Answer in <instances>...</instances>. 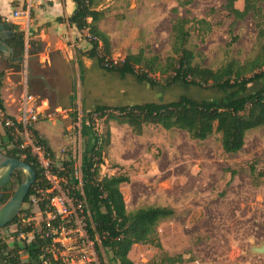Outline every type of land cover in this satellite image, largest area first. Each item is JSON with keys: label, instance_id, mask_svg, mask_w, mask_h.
<instances>
[{"label": "rangeland", "instance_id": "374dc122", "mask_svg": "<svg viewBox=\"0 0 264 264\" xmlns=\"http://www.w3.org/2000/svg\"><path fill=\"white\" fill-rule=\"evenodd\" d=\"M179 1L189 3L180 6ZM224 1L101 0L97 9L102 10L105 17L98 24L110 38L114 60L143 48L147 56H158L163 65L170 54L174 20L184 16L223 20ZM243 3L244 0H238L236 6L242 8ZM22 6L25 9V5ZM228 24L224 20L223 25L214 26L204 35L200 34L198 26L189 25L188 46L202 67L216 69L231 60L245 63L260 53L264 41L257 37L255 20L250 14L236 22L233 34H230ZM81 35L88 42L87 32L82 31ZM233 35L237 39L230 43ZM77 62L74 55L68 64L56 58L53 66H38L37 71L46 82L37 76L36 80L28 78L30 74L39 73L35 71V65L31 71L26 67L24 74L20 67L12 68L21 71L11 75V79L19 84V91L22 92L26 84L27 91L38 97L40 109H45L39 121L46 123L51 133L38 132L51 148L50 160L54 167H61L66 161L80 160L84 140L80 136L79 122L84 107L89 110L100 103L120 106L144 101L162 102L182 95L196 100L222 97L215 90L181 85L152 87L132 77L122 79L100 73L93 66V60L84 56H81V62L86 74L85 83H81ZM12 64L0 52V69L5 71ZM154 77L163 82L160 72ZM262 82L251 84L247 93L257 90ZM73 86L76 100L71 102ZM83 99L85 104H82ZM60 108L66 111L59 112ZM74 112L77 113L75 120ZM106 119L107 116H95L99 134L105 137L106 132H110L102 152L100 172L102 175L127 176L128 181L120 185L127 211L149 205L167 206L174 211L157 226L160 247L149 244L131 247L128 256L134 264H166V256L179 255L183 262L175 264H264V256L249 251L252 244L264 240V127L249 130L243 147L236 153H226L221 146L220 133L214 132L208 138L198 140L192 139L184 130H166L148 124L136 134L127 124ZM4 131L0 122V140L7 138ZM0 152L6 153L5 150ZM18 173L23 179L22 173H13L12 186L6 191L9 197L19 184L14 177ZM28 207L29 217L23 212L18 224L32 223L33 228H41L48 220L47 213L40 211L38 205H22L24 209ZM18 224L0 229V242L16 249L20 258L26 261L28 255L24 244L27 236L20 240L13 236L18 232ZM98 251L103 264H114L108 251L102 248Z\"/></svg>", "mask_w": 264, "mask_h": 264}, {"label": "trees", "instance_id": "16d2710c", "mask_svg": "<svg viewBox=\"0 0 264 264\" xmlns=\"http://www.w3.org/2000/svg\"><path fill=\"white\" fill-rule=\"evenodd\" d=\"M76 8L73 14L67 18L70 25H74L80 32L86 31V39L90 44L87 51H79V56H85L93 60L95 68L104 74L116 75L119 78H134L139 83L152 87H171L181 85L185 88H201L215 90L222 97L212 100H196L188 95L179 96L169 101H144L141 103L123 104L111 106L95 104L82 109L80 117V136L84 140V149L80 157L81 191L76 190L78 180L74 178L71 166L72 161L64 162L67 167L66 187L71 194L84 198L89 217L88 230L90 236L100 239L97 248H102L111 254L114 264H134L128 254L134 244H149L160 247L156 229L160 221L174 214L172 208L167 206L149 205L127 211L125 200L120 185L128 181L122 174L102 175L100 172L103 163L102 152L110 135L99 134L95 126V116L108 120H114L119 124H127L134 133L140 134L145 125L156 124L166 130L180 129L186 131L192 139L204 140L214 132L220 133L221 146L226 153H236L244 145L245 134L252 129L264 127V43L260 53L245 63L231 60L216 69L202 67L196 61V55L189 48L190 24L199 27L201 35L212 30L214 26L229 22L228 30L233 34V28L237 21L251 15L255 20L257 37L264 41V0H244L243 7L236 6L238 0H225L223 4V20L216 18L211 20L189 17H177L172 24V43L170 54L165 64L159 62L156 55L147 56L143 48L136 53L126 54L120 60H114L111 56V43L107 33L102 31L98 22L105 14L97 9L101 0H73ZM188 1H179L180 6H186ZM215 14V12H213ZM14 34L8 39V43L14 48L15 53L24 51V33L16 24H11ZM233 35L231 42L236 41ZM35 52H39L40 44L31 40L29 42ZM79 79L85 83L86 71L81 60H78ZM13 67H18L14 65ZM160 72L163 82L154 77ZM4 73L0 71V91L3 85ZM263 80L259 88L249 92L248 87ZM75 87L72 88L71 102L76 100ZM85 100H82V104ZM0 106L3 104L0 97ZM85 106V105H84ZM8 117H12L5 114ZM77 119V113L72 114ZM0 140V150H5L7 156L21 159L29 163L36 171V180L31 186L24 203L28 204L30 196L37 186L44 190L49 184L43 175L41 164L33 157L28 148H20L12 137ZM36 139L43 145L50 157L51 148L36 129L32 128ZM1 137V133H0ZM4 139V140H3ZM53 171L57 167L53 166ZM18 183L22 181L20 174L14 175ZM5 195V202L8 198ZM40 211H50L46 203H40ZM25 212L30 215V208H22L18 216L8 224H18L20 215ZM51 225L56 222L50 221ZM19 225V231L25 233L32 231V223ZM40 232L34 233L31 242L24 244L28 258L22 260L18 251L9 248L4 242H0V264H41L40 255L43 248L52 242L45 222L39 228ZM47 256V255H46ZM166 264L182 263V256H166Z\"/></svg>", "mask_w": 264, "mask_h": 264}, {"label": "built area", "instance_id": "2783aa9c", "mask_svg": "<svg viewBox=\"0 0 264 264\" xmlns=\"http://www.w3.org/2000/svg\"><path fill=\"white\" fill-rule=\"evenodd\" d=\"M27 15L28 11L25 9L13 12L15 18ZM65 111L62 108L59 110L62 113ZM41 115L37 97L28 92L19 99L17 116H6L0 106V122L8 131V136L12 137L20 148H28L30 154L41 164L44 178L49 184V188L45 190L37 186L29 201L33 205L44 202L50 210L44 213L48 215L45 223L52 242L43 248V254L39 257L41 264H103L97 248L100 239L98 236L92 238L88 230L89 211L84 198L70 193L66 187L67 167L65 165L57 167V171L54 172L49 153L32 132L34 123L39 121ZM71 171L78 180L75 189L82 193L80 160L72 161ZM51 220L56 223L51 225ZM36 232H40L39 228H32V231L27 233L17 232L13 236L18 240L27 236L29 243Z\"/></svg>", "mask_w": 264, "mask_h": 264}, {"label": "crops", "instance_id": "0c3cea01", "mask_svg": "<svg viewBox=\"0 0 264 264\" xmlns=\"http://www.w3.org/2000/svg\"><path fill=\"white\" fill-rule=\"evenodd\" d=\"M23 4L25 5V10L28 11V15L22 18L13 17V12L15 10H21ZM75 8L76 5L73 0H0L1 21H6L10 25L16 24L20 26V30L24 33L25 42L22 55L27 58L36 56V59H30L25 63L27 68H32V65H35V71L39 72L37 71L38 66H53L56 58H60L64 63L68 64L74 55L77 61L81 60V56H79L76 50L87 51L90 48V44L85 39H82V32L74 25H70L67 21V18L73 14ZM30 40L39 43V50L41 51L35 52L29 43ZM18 55H21L20 52L15 53L14 50V56ZM14 65L18 64H12L10 66L11 68H7L5 71L0 69L4 73L3 85L0 91L4 108L3 112L12 117L18 114L19 99L25 92H28L26 84L24 85L23 91L20 92L19 84L11 79L13 73L19 74L21 72L19 70L13 71L12 68H14ZM19 67L18 65L16 69ZM22 73L24 74L26 72L22 70ZM39 74L40 72L35 75L30 74L28 78L36 80L37 78L35 77H38ZM57 103L63 104L59 101ZM38 108L41 113H44L45 109L41 110L39 104ZM33 128L37 131H42L45 135L51 133V130L47 129L48 126L46 123L42 121L34 123Z\"/></svg>", "mask_w": 264, "mask_h": 264}, {"label": "water", "instance_id": "95a60500", "mask_svg": "<svg viewBox=\"0 0 264 264\" xmlns=\"http://www.w3.org/2000/svg\"><path fill=\"white\" fill-rule=\"evenodd\" d=\"M10 23L1 21L0 17V52L14 64H20L22 70L26 69L25 63L30 59H36V56L30 58L24 55L14 56V48L8 43L7 38L11 35ZM28 71L31 69L28 67ZM45 81V78L39 75ZM46 82V81H45ZM20 172L23 175L22 181L14 189L12 195L0 205V229L4 228L17 217L22 209L25 198L36 180L35 169L27 162L7 156L0 152V188L6 186L12 178L14 172ZM3 197V193H0ZM250 253L264 256V240L259 244H252L249 248Z\"/></svg>", "mask_w": 264, "mask_h": 264}, {"label": "flooded vegetation", "instance_id": "af4514ba", "mask_svg": "<svg viewBox=\"0 0 264 264\" xmlns=\"http://www.w3.org/2000/svg\"><path fill=\"white\" fill-rule=\"evenodd\" d=\"M11 29V28H10ZM12 30V29H11ZM14 30H12V33H11V35L10 36H12L13 34H14ZM10 36L7 38V41H8V39L10 38ZM13 176V175H12ZM16 182L18 183V180L16 179ZM18 185V184H17ZM12 185H11V182H9L6 186H4V187H2V188H0V193L2 192L3 193V197H0V205L2 204V203H4L3 201L5 200V195L7 194L6 193V191H7V189L9 188V187H11Z\"/></svg>", "mask_w": 264, "mask_h": 264}]
</instances>
